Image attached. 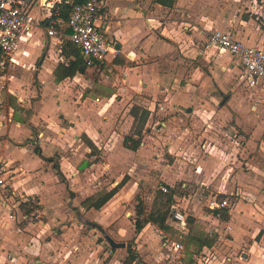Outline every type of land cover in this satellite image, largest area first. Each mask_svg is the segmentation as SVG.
Masks as SVG:
<instances>
[{
    "label": "rangeland",
    "instance_id": "rangeland-1",
    "mask_svg": "<svg viewBox=\"0 0 264 264\" xmlns=\"http://www.w3.org/2000/svg\"><path fill=\"white\" fill-rule=\"evenodd\" d=\"M25 1L27 3L31 1L32 6L37 4V0ZM218 1L221 4V9L230 16L233 28L243 29L241 20L252 18L250 27L254 30H248L249 34L247 32L245 34L248 35L247 38L253 35L250 39L260 43L259 46L264 49V2L259 8L255 4L251 6L252 1L241 5H229L230 0ZM39 3H41L40 0ZM151 6L155 8L152 0ZM217 7L219 8V6ZM187 9L191 10V7L187 6ZM153 12L161 17L170 11L157 10ZM212 30L203 35L204 31L198 25H182V33L186 34L184 35L183 53L185 61L190 66L191 62L196 63V58H199L201 73L199 76H204V80L215 78V85L219 84L216 85L219 99L215 102L206 101L207 104L201 102L199 105L193 106L195 107L193 111L170 101L169 98L175 89L161 84H157L155 87H141L137 84L125 83V81L120 82L115 85L117 96L112 101L102 99L100 102H93L88 99L84 101V96L81 95L86 91L85 89H89V84L84 80L76 78L63 83L59 92H69L65 101L69 100L71 103L76 112L75 119L77 121L81 120L80 111L85 122L92 120L93 127L96 126L94 122L102 121V124L99 122V128L109 125V128H104V130H112L107 136L103 135V140L98 139L100 147H97L96 150L81 152L80 148H71L70 155L78 154V158L73 163L67 164L64 161L66 157L62 156L66 150L64 151L61 147L59 154H52L53 150L49 151L51 155L46 153L47 156H51L49 161L46 159L48 161L46 166L41 165L36 170L24 169L23 174L21 167L0 158V161L8 166L6 186L0 187V208L3 206V209H0V224H87L92 226L91 228L95 224L97 231L100 232L112 251L116 249L106 238V236L111 237L108 232L100 226H96V223H91L90 221L94 219L81 213L78 210V205L71 204V202H77L79 197L72 201L71 199L75 197L73 192L68 189L67 195L60 188L63 186L62 184L59 188L54 185L50 172L46 171L44 174L42 172L40 179L38 178L37 170L43 171L48 167L55 175H59L55 166H58L61 171V164L58 160L60 157L62 166L66 170L64 171L69 174L71 182L81 183L82 180L89 177L90 184L87 189H93V187L97 189L104 184L110 186L115 180L124 182L118 189L127 183L123 193L115 198L117 204L115 206L118 209L123 198L127 199L124 202L125 205H121L123 208L119 209L112 219H106V224H127L129 228H133L130 224H134V219L137 217V197L141 200L139 202L142 208V213H139L140 217L163 207L166 200L170 198L171 204L173 205L175 202L177 208L182 210L186 216H193L196 220L202 218V222L198 221L196 224H223L224 231H221L223 242L228 238V232L231 231L225 224H240L242 228L246 229L245 234H256L258 224L264 225V87L259 86L252 92L247 90L239 81L238 69L229 63L230 60L225 57L226 55H218L214 52L212 57H207L200 51H189L186 48L190 45L194 48L195 45L206 48L205 38ZM230 32L234 35L235 31ZM168 33L166 31L165 34ZM1 60L0 56V65L3 64ZM163 62L164 59L161 58L160 63ZM7 64L8 67L0 71V97L8 93V88L15 90L16 85L19 84L21 89L18 94L23 98L21 100L33 99L32 101H34L37 97L41 99L42 94L38 92V81L31 76L33 75V66L28 70V65L22 68ZM223 66L226 68H222ZM25 70L31 72L28 78L22 76L25 74ZM91 76L93 77L91 79H94V85L101 83L96 80L94 73ZM218 86H221L223 91H220ZM54 100L56 99L54 98ZM203 104L205 107H210L208 104H211L216 109L211 110L209 116H203L198 112L203 108ZM43 108L39 112V119L35 118V126L42 131L41 133H45V136H40L41 138L45 137L43 141L51 144V139L54 138L52 134L55 133L58 137H62V133H58V131L63 129L62 127L67 122L63 118L62 111L51 112L45 103ZM41 113L47 114V118L40 117L44 115ZM65 127L68 128L69 124ZM128 135L140 140V145L143 147L140 153L132 155L126 150L124 138ZM35 137L37 138V136L31 135L24 142L35 141ZM73 144L72 142V146ZM44 146L40 147L44 149ZM82 155H85L86 160L89 159L91 163L84 170L85 172L77 166ZM117 160L119 162H116ZM16 173L19 174L21 183L24 181L30 185L43 186L44 193L40 195L46 197L42 201L43 203H40L42 199L39 200L35 195H31V191L20 189L19 192L13 189L14 187L8 188V181L11 182ZM60 178L62 182L65 181L61 176ZM58 180L61 182L60 179ZM161 184L168 186L166 192L160 189ZM131 191L135 195L131 196ZM214 196L226 197L228 199L227 206L212 211L208 204ZM51 197L55 199L53 203ZM5 202L8 203V206H5ZM55 205L58 207V211H55ZM43 207L50 211L43 212ZM194 210H197L196 214L202 217L193 215ZM169 212L168 214H170ZM104 213L105 216H108L110 211L105 210ZM103 220L100 219V221ZM215 226L218 227V225ZM0 227V235L3 236L9 229H5L3 225ZM129 228H127L128 231ZM115 229L117 228L115 227ZM127 230L122 228L119 229V232L114 231L115 234L111 238H114L115 242L123 241L126 246H130V243L135 242L138 231H134L136 234L130 232L125 235ZM12 234L15 235L14 232ZM122 237H125L126 240H122ZM1 240L0 246H2ZM145 240L147 237H142L141 244L144 246L140 245L139 253L146 252L145 255H149L147 258L151 257L152 261H156V264H167L163 260V248L161 249V246L152 242V239ZM229 244L232 246L220 243L217 248H209L200 263L245 264L244 257L250 249L249 246H242L240 251H233L232 248H236V246L234 247L233 243ZM194 246L190 243L188 248H194ZM7 247L9 248V246ZM7 247L2 248L7 250ZM257 248L259 253L255 250L252 252L257 253L258 257L256 258L261 259L258 264H264V245L257 246ZM133 256V259H128L125 264H141L136 260V256ZM11 259V264H27L29 262ZM36 263V261L33 262V264ZM143 263H146L145 260Z\"/></svg>",
    "mask_w": 264,
    "mask_h": 264
},
{
    "label": "crops",
    "instance_id": "crops-1",
    "mask_svg": "<svg viewBox=\"0 0 264 264\" xmlns=\"http://www.w3.org/2000/svg\"><path fill=\"white\" fill-rule=\"evenodd\" d=\"M40 1L41 3L37 0L35 6H32V2L30 1V11L37 21L32 29V33L26 40L19 42L17 49L11 56L12 60L5 58L4 64L0 65V71L8 67L7 63L10 64L9 66H21L22 68L28 65V70L33 66V75H31V72L28 70H25V74H22V76H27L28 78V75H31L37 80L38 92L42 94L41 99L37 97L34 101H32L33 99L21 100L23 98L18 94L21 87L18 84L15 90H10V88H8V93L0 97V158L8 163H15L19 168L21 167L22 174L24 169L36 170L41 165L46 166L51 159V156H47L46 153L50 154L49 151L51 150H53L52 154H59L60 149L63 148L64 151L66 150L64 156H62L63 158L66 157L64 161L67 164L70 162L73 163L74 160L78 158V154L70 155L71 148H80V150L82 149L81 152L96 150L97 147H100L98 139L101 138L103 140V135L107 136L112 130L111 128L110 131L104 130V128H109V125H104L102 128H99V122L102 124V121L94 122L96 126L93 127L92 120H87L85 122L80 111L79 116L81 120L79 119L77 121V119H75L76 112L74 108L69 100L65 101V97L68 96L69 92H59L61 89L60 87H62V84L66 81L79 78L87 82L90 90L88 88L85 89V92L83 90L84 93L81 95L84 96V101L88 99L93 102H100L102 99L112 101L113 98L117 96L115 85L120 84V82L123 83L125 81V83L128 82L132 85L137 84L141 87H155L157 84H161L175 89L173 95L169 98L170 101L175 103V105L183 108L187 107L189 111H193L195 110L193 106H197V104L199 105L201 102L207 104L206 101L215 102L219 99L216 86L219 84L216 83L215 85V78L204 80V76H199L201 74L199 71V58H196V63L191 62L190 66L185 61L186 59L183 53L185 48L184 35L186 34L182 33V25H198V27L204 31L203 35L214 28L224 31L233 30L235 31L234 36L241 41L247 44H257L258 46L260 44L250 39L253 35L247 38L248 35L245 34L246 32L248 33V30H254L250 27V25H252V22H250L252 18L241 20L243 29L237 30L233 28L230 23V16L221 9V4L218 0H176L173 6L169 7L154 3L155 8L151 6V0H106V6L102 10L101 19L99 21L105 35L113 42V47L116 52L114 53L110 50L106 56L105 62L100 66H88L79 50L80 56L85 64V71H77L71 77L68 76L61 81H56L54 69L59 63H68V58L62 52V46L65 40H69L68 34L70 29L66 25L61 27L57 26L60 30L58 36H49L47 34V15L50 9L46 7V5L48 2H53L55 4L61 0ZM251 1V6L255 4L259 8L264 2V0H230L229 5L248 4L251 3ZM213 3H215L214 6H212ZM187 6H190L191 10L187 9ZM217 6H219V8ZM157 10L170 12L159 17V15L155 14L156 12H153ZM252 11H254V9H252ZM64 20L66 21V19ZM66 29L69 31L67 32ZM166 31L169 33L165 34ZM239 34L242 38H240ZM71 44L74 45L72 42ZM201 44L203 43L201 42ZM188 47L189 46H186L189 51H200L207 57H212L214 52L218 55H226L225 57L230 60L229 63L233 65L230 54L226 51H219L214 46L203 48L195 45L194 48L190 45V47ZM0 56H2L1 52ZM161 58L164 59L162 64L160 63ZM231 64L230 68L232 67ZM224 67L226 68V66L222 68ZM93 73L96 76V80L102 84L99 83V85H94V79H91L93 78L91 76ZM218 88L220 91H223L221 86H218ZM54 98L56 100H54ZM44 103L48 105V109L51 112L54 110L62 111L63 118L66 120L67 124H69L68 128L65 127L67 126L66 124L62 127L63 129L58 131V133H62V137H58L55 133L52 134L54 138L51 139V144L43 141L45 137L41 138L40 136H45V133H41L42 131L35 126V118L39 119V112L41 109H44ZM205 104H203V108L201 110L199 109L198 112L202 113L203 116H209V114H211L210 111L216 108L212 107L211 104H208L210 107H205ZM15 105L19 106L21 109H15ZM37 112L38 114H36ZM46 115L47 114H44L40 117L46 119ZM31 135L37 136V138L35 137V141L27 140L24 142V140ZM72 142L74 143L73 146ZM41 145H45L44 149L46 151L40 147ZM125 147L132 155L140 153L141 149H143L140 142L136 149ZM86 158L85 155L80 156L77 164L78 168L83 170V172H85L84 170L91 164L90 160H86ZM46 159L48 161H46ZM58 160L61 164V173L64 176L62 178L65 179L64 182H62L60 176L55 175L49 167L48 169L44 168L43 171L37 170L38 178L40 179L42 172L43 174L46 173V171L52 173L54 185H57L59 188L62 184L63 186L60 188H62L67 195L69 190L72 191L75 196L71 199L72 201H75V199L79 197L77 202H71V204L74 206L78 205V210L81 213H85L94 219L92 220L93 222L90 221L91 223H96V226H100L102 229L106 230L111 237L114 236L116 231L119 232V229L124 228V230H127V228H129L127 224H106V219H112L115 214L118 213L119 209H122L125 205L124 202L127 201V199L123 198L119 203L120 206L118 209L117 206H115L117 205L115 198L123 193V189L127 183L124 184L122 188H119L101 207L85 208L80 204L85 197L99 190L108 191L117 185L119 181L115 180L110 186L104 184L103 186L97 187V189H94V187L93 189H87V186L90 184L88 180L89 177H87L88 179L82 180L81 183L71 182L69 174L65 172V168L62 166L61 158L59 157ZM116 162L119 161L117 160ZM57 176L58 178H56ZM58 179H60L61 182H59ZM8 183V188L14 187L13 189L19 192L21 191L20 189L31 191V195H35L39 200L42 199L40 203H43L42 201L46 198L40 196L44 193L43 186L30 185L27 182L24 183V181L21 183L18 173L13 175L11 182L8 181ZM132 191L130 193L131 196L135 195ZM54 201L55 199L51 197V202L53 203ZM175 204L174 202L173 205L175 206ZM5 206H8L7 202H5ZM0 209H3V206ZM55 209V211H58V207ZM105 210L110 211L108 216H105ZM45 211L49 212L50 210H46V208L43 207V212ZM196 212L197 210H194L192 214L196 217H202L201 215H197ZM189 217L193 218V225L207 232L209 236H216V241L211 247L217 248L220 243L232 246V244L229 243H233L236 248H232V250L240 251L242 246H249L250 249H248L244 257V263L258 264V262L261 261L260 258L256 257H258L257 253H259L257 246L264 245L263 224H258L259 226H257L256 234L252 235L245 234L246 229L242 228L240 224H225V226H229L231 231L228 232L229 236L226 240L224 239L225 241L223 242V235L221 234V231H224L223 224H196L198 221L199 223L202 222V218L196 220L193 216ZM100 219L104 220L100 221ZM167 221L178 229L177 222L172 218L171 214ZM1 225L5 227L6 224H0V226ZM215 225H218V227ZM86 226L89 225L7 224L5 229L8 228L9 230L6 231L3 236L0 235V239H2V246H0V264H11V258L15 261H29L27 264H33L34 261L37 262L36 264H121L128 256L129 249L133 252V255L136 256V260L140 261L141 264H156V261H152L151 257L147 258L149 255H145L146 252L139 253L138 249L140 245H143L141 244L142 237H147L145 241L152 239V242L156 243L159 247L161 246L160 248L162 249V236L163 234L168 235L157 224L151 222L144 224L142 229L136 232V234L134 232L135 225L130 224L133 228H129L130 230H127L125 235L130 232L138 235L135 242L130 243V246L124 245L119 246V248L116 247V249L112 251L107 242L100 235V232L97 231L95 224L93 228H91L92 226ZM115 227L117 229H115ZM186 230L185 232H181L182 235L188 233V226ZM12 232H14L15 235H13ZM122 238V240H126L125 237ZM3 239H5V241H3ZM7 246H9V248ZM2 247H7V250H4ZM253 250L257 251V253L252 252ZM241 253L243 254L242 250ZM143 260H145L146 263H143Z\"/></svg>",
    "mask_w": 264,
    "mask_h": 264
},
{
    "label": "built area",
    "instance_id": "built-area-1",
    "mask_svg": "<svg viewBox=\"0 0 264 264\" xmlns=\"http://www.w3.org/2000/svg\"><path fill=\"white\" fill-rule=\"evenodd\" d=\"M31 2L25 0H0V52L1 63L5 58L12 60L11 56L18 47L20 41L26 40L36 25L35 16L30 11ZM106 6V0H84L76 2L66 21L58 14L53 2H48L49 13L47 15V34L57 37L60 33L57 26L66 25L70 32L69 40L79 48L81 55L88 66H100L106 60L110 50L114 53L113 42L107 38L100 19L102 10ZM207 46H214L219 51L230 54L233 65L238 69L240 80L247 90L252 92L259 86L264 87V49L257 44H247L236 38L232 32L220 29L212 30L205 38ZM7 165L0 161V187L6 186ZM163 192L168 186L161 184ZM228 204L226 197L214 196L208 204L211 210L225 208ZM172 206L171 216L177 222L180 232L187 231V219L182 210ZM161 245L163 246L164 261L167 264H201L204 253L208 247L194 251L187 249L185 244L177 238L163 234ZM187 249V250H186Z\"/></svg>",
    "mask_w": 264,
    "mask_h": 264
},
{
    "label": "trees",
    "instance_id": "trees-1",
    "mask_svg": "<svg viewBox=\"0 0 264 264\" xmlns=\"http://www.w3.org/2000/svg\"><path fill=\"white\" fill-rule=\"evenodd\" d=\"M83 0H61L54 4L52 8V12L55 9L58 10V14L63 18L67 19L70 10L72 9L73 5L76 2H80ZM175 0H152L153 3L159 4L161 6H171ZM68 32L69 30L66 29ZM63 54L68 58V63H59L56 68L54 69V75L56 81H61L65 77L73 76L77 71L84 72L85 71V64L83 62L82 57L80 56L78 47L71 44L70 40H65L64 45L62 46ZM15 109H21L19 106L15 105ZM140 140L138 138H134L132 135L125 136L124 144L125 146L136 149L139 145ZM57 173L63 177L61 171L59 170L58 166H55ZM123 180L118 182L110 190H99L96 193H93L87 197H85L81 201V205L85 208H99L101 207L123 184ZM138 199V208H137V217L134 219L135 230L140 231L144 224L147 222H152L157 224L165 233L170 235L173 238H177L182 240L185 243L187 249H192L194 251L201 250L203 247H211L214 242L216 241V236L211 235L209 236L207 232H204L200 228L193 225V218L186 216L188 222V233L186 235H182V233L172 224L168 223L169 216L172 210V200L167 199L164 203L163 207L158 208L156 211L150 212L144 217H140L139 213H142V208L140 207V198ZM170 210V212H169ZM168 212L170 214H168ZM194 244L196 247L188 248L189 244ZM133 252L129 249V254L126 259L122 262L125 264L128 259H133Z\"/></svg>",
    "mask_w": 264,
    "mask_h": 264
},
{
    "label": "water",
    "instance_id": "water-1",
    "mask_svg": "<svg viewBox=\"0 0 264 264\" xmlns=\"http://www.w3.org/2000/svg\"><path fill=\"white\" fill-rule=\"evenodd\" d=\"M108 242L111 244V246L113 247H119V246H124L125 243L124 242H115L111 237L106 236Z\"/></svg>",
    "mask_w": 264,
    "mask_h": 264
}]
</instances>
